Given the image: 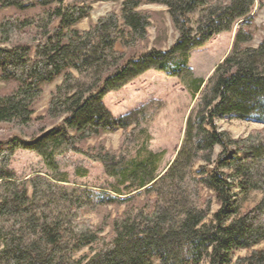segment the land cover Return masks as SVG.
<instances>
[{
  "label": "trees",
  "instance_id": "trees-1",
  "mask_svg": "<svg viewBox=\"0 0 264 264\" xmlns=\"http://www.w3.org/2000/svg\"><path fill=\"white\" fill-rule=\"evenodd\" d=\"M32 1L0 0V10L24 11ZM107 1L122 2L121 15L108 13L84 32L77 26L91 8L65 2L35 32L29 21H0V80L17 84L11 93L0 94V124L25 134L24 128L35 123L33 108L44 87L63 78L48 108L50 119L63 118V129L45 127L30 140L0 141V264H264V248L257 249L264 243V39L250 45L249 22L263 0ZM144 2L166 6L180 37L168 51L154 48L127 57L116 52L118 42L135 48L149 39L151 13L138 10ZM195 12L200 14L196 28L190 19ZM236 24L232 53L201 92L204 81L195 77L186 56ZM150 70L201 93L178 157L160 179L157 154L128 162L104 143L82 147L112 130L126 132L136 122L135 113L114 118L104 99ZM225 117L263 128L234 139L218 128L217 119ZM218 146L223 150L215 156ZM19 147L38 155L51 177L17 180L10 165ZM68 154L103 166L115 181V196H105L109 200L103 204L129 203L122 214L101 226L83 218L92 193L60 185L67 182L58 159ZM198 163L205 165L194 173ZM143 189L141 204L119 198ZM254 191L262 193V201L244 211L243 202ZM215 201L220 209L209 219ZM107 226L111 236H103ZM87 248L89 254L77 257ZM242 250L250 253L234 260Z\"/></svg>",
  "mask_w": 264,
  "mask_h": 264
},
{
  "label": "rangeland",
  "instance_id": "rangeland-1",
  "mask_svg": "<svg viewBox=\"0 0 264 264\" xmlns=\"http://www.w3.org/2000/svg\"><path fill=\"white\" fill-rule=\"evenodd\" d=\"M65 2L68 5H83L91 8L90 15L78 24L82 32L88 31L92 25L97 24L100 18L108 13L116 12L121 15L122 2L107 0H33L27 10L19 11L15 8L0 10V21L12 17L20 21L32 22L30 32L37 31V25L51 15V12ZM142 12L151 13V26L148 29L149 39L135 48L125 47L118 42L115 50L133 57L145 53L151 49L168 51L179 39L180 34L174 27L167 7L159 4L144 2L138 9ZM199 12L190 15V19L196 28L199 20ZM250 26L254 32L252 47H257L264 39V0L263 4L258 1L250 15ZM242 20L240 23H243ZM54 26L58 21H54ZM239 24H236L230 32L213 37L205 46L193 50L186 56L189 68L196 78L204 81L201 92H203L214 75L216 68L232 53L235 38L239 31ZM63 78L44 87L43 95L34 105L33 118L35 123L32 128H24V133L12 125L0 124V141L6 142L12 137H24L30 140L40 130L47 127L53 129L62 125L63 118L52 120L48 117V108L53 94L62 85ZM17 88V84H5L0 80V94H8ZM199 94L188 90L178 78H172L162 72L150 70L136 80L132 81L121 90L112 92L104 99L106 109L116 119L124 118L135 113L131 127L125 132L122 129H115L101 136L98 139H91L85 145L89 146L104 143L108 149L118 152V156L126 158L128 162L144 160L148 154L154 153L160 156L157 177L160 179L167 174L170 167L176 161L178 154L184 144L188 121L193 113L199 99ZM139 112V113H137ZM221 131L229 132L234 139L248 136L255 130H261L263 125L251 120H240L237 118H219L216 121ZM10 145H5L9 147ZM222 147L215 148V156L222 152ZM60 169L67 183L60 184L70 191L82 190L92 193L90 208L85 210L83 218L92 222L95 226L109 223L112 218L122 214L129 203L126 204H103L109 198L115 196L111 191L114 180L107 177L101 164L95 163L80 154H68L58 159ZM205 165L198 163L194 173L199 172V167ZM10 171L14 173L17 180L31 183L36 177H51L42 159L34 152L26 151L20 147L16 150L10 165ZM30 196L33 190L30 185ZM208 193V192H206ZM205 193V194H206ZM121 200L134 198V204H141L146 199V189L133 192L131 195L120 196ZM156 199L155 195H151ZM262 201V193L254 191L243 202V210L247 211L257 207ZM220 206L215 201L209 219H213ZM112 230L107 226L103 236H111ZM264 248V243L257 246V249ZM250 252L247 250L235 253V259L244 257ZM89 254V249L78 253L77 257ZM158 264V263H157ZM200 264H209L203 261Z\"/></svg>",
  "mask_w": 264,
  "mask_h": 264
}]
</instances>
